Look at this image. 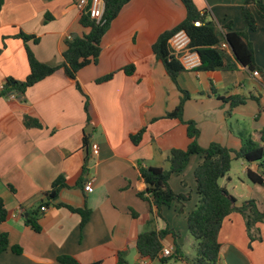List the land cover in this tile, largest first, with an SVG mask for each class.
I'll use <instances>...</instances> for the list:
<instances>
[{
    "label": "crops",
    "instance_id": "1",
    "mask_svg": "<svg viewBox=\"0 0 264 264\" xmlns=\"http://www.w3.org/2000/svg\"><path fill=\"white\" fill-rule=\"evenodd\" d=\"M79 1L2 0L0 90L8 79L25 81L29 76L27 45L40 62L52 67L63 63L67 41L89 32L80 24ZM193 1L218 28L231 23L226 32L246 31L241 14L245 0ZM186 16L180 0H131L105 35L99 62L82 69L75 81L59 70L24 96L11 93L0 98V197L8 212L0 234L8 235L10 245L0 254V264H60L58 258L65 255L82 264H118L117 254L124 250L128 264H157L140 260L137 238L165 227L179 236L182 255L177 264H191L195 257L184 252L180 235L189 242L187 216L198 201L194 173L203 158L192 156L187 169L172 176L173 191L190 194L191 200L182 207L164 208L165 221L153 218L147 203L137 196L147 187L140 178L141 167L168 169L170 152L190 144L186 126L178 119L164 118L179 105L182 93L153 52L158 38ZM257 23L249 39L260 78L241 66L234 71H185L179 77V87L190 95L184 119L197 123L203 148L216 142L240 150L243 136L264 147V20L257 16ZM21 34L34 36L39 43L26 44ZM128 66L135 67L134 74L124 72ZM111 73V81L96 83ZM85 95L90 99V124ZM233 96L258 100L231 109L221 98ZM25 117L37 120L41 127L27 128ZM144 127L141 143L135 146L130 136ZM243 168L246 175L249 169L262 173L258 163ZM59 177L66 179L67 188L45 212L40 210L42 231L37 233L25 220L39 209ZM226 178L232 183L231 177ZM90 180L93 192L87 193L84 187ZM221 186L238 207L256 201L264 211V189L257 184L250 187L242 182L246 196L232 195ZM58 204L90 209L88 224L81 228L80 215ZM219 240V264H264V224L258 223L249 234L244 217L233 212L225 219ZM163 246L174 250V238L167 237ZM13 247H20L22 253L15 254Z\"/></svg>",
    "mask_w": 264,
    "mask_h": 264
},
{
    "label": "trees",
    "instance_id": "2",
    "mask_svg": "<svg viewBox=\"0 0 264 264\" xmlns=\"http://www.w3.org/2000/svg\"><path fill=\"white\" fill-rule=\"evenodd\" d=\"M186 8L187 16L185 20L174 29L163 33L153 45V52L156 60L160 62L170 77L182 93L179 105L173 112L168 113L164 118L178 119L187 128V136L190 144L187 149H174L170 152L167 159L169 168L162 167H141L140 178L146 184V190L137 194L148 205L149 212L153 218L165 221L163 209L171 207L174 204L182 205L191 200L190 194H177L170 185V180L174 175L182 174L187 167L192 156L198 155L203 158L202 163L196 168L194 178L196 182V192L198 196L197 204L192 212L187 216L188 233L195 241L196 256L191 260V264H219L222 244L219 235L225 219L233 212H239L243 215L247 230L251 234L252 229L260 222L264 221V211H260L256 201H249L241 206L236 205V199L231 196L225 188L220 185V180L225 178L232 169L234 160H242L246 163H258L262 170L261 174L248 170V179L253 183L264 187V147L255 142L251 137H242V147L240 150L229 149L219 143H211L207 148L199 145L201 131L197 123L193 120L184 119V110L186 103L190 100L187 91L179 87V77L185 72L182 65L170 57L168 41L179 30H185L190 36L191 47L198 50L202 60L199 72L211 71H234L239 66L246 68L250 72L259 70L255 61V52L253 44L249 39V32H254L258 28L257 16L264 20V0H245L242 9V19L246 25V31L226 32L225 28L231 29L229 23L225 28L220 29L208 17L201 13L194 4L193 0H181ZM105 10L102 21L98 22L91 19L88 14L82 13L80 24L89 32L83 37L71 38L66 43V50L63 53V63L60 66L52 67L40 62L32 49L27 45L26 52L30 68L29 76L25 81H16L8 79L0 90V98L7 97L11 93L25 95L26 91L53 75L59 70H64L65 74L71 80H76L78 73L85 67L97 64L102 52V42L109 31L112 23L118 17L121 10L131 0H104ZM2 0H0V8ZM200 22L201 26L196 27L195 23ZM225 31V32H224ZM21 38L26 44L33 41L39 43V39L34 36L21 34ZM227 43L229 50H222L221 45ZM127 75L135 73L134 66L124 68ZM114 73L102 77L96 81L97 84H103L111 81ZM82 91V88L78 86ZM249 99L258 100L257 97L233 96L221 98L224 102L230 104L231 109L245 105ZM84 109L88 116V123H91L89 114L90 99L85 95ZM24 125L27 128L41 127V124L31 118H24ZM147 128L144 127L138 133L130 136L135 146L141 143L143 135ZM84 145L88 148L89 139L85 135ZM88 163V159L87 162ZM86 167L84 171L86 172ZM67 188L66 179L59 177L52 184L51 190L45 195L38 210L30 213L26 218V224L35 232L42 231L40 225V210L43 206L48 207L58 200L63 189ZM58 208H66L69 211L80 215L81 228H84L90 218L92 211L85 208H74L66 204H58ZM182 211V208L179 212ZM134 218L138 215L132 212ZM8 212L3 198L0 197V224L7 221ZM172 236L174 238V252L169 257L162 255L164 240ZM178 235L168 227L161 230H150L140 234L137 238V253L140 260L149 262H159L168 264L170 259L182 255V247L177 242ZM9 237L7 234H0V254L8 250ZM15 254H21L20 247H13ZM127 250L117 254L118 264H128L126 260ZM60 264H82L77 258L72 256H60ZM99 264V263H94Z\"/></svg>",
    "mask_w": 264,
    "mask_h": 264
},
{
    "label": "built area",
    "instance_id": "3",
    "mask_svg": "<svg viewBox=\"0 0 264 264\" xmlns=\"http://www.w3.org/2000/svg\"><path fill=\"white\" fill-rule=\"evenodd\" d=\"M78 8L82 13L88 14L91 19L98 22L102 21L105 10L104 0H80L78 2ZM196 27H200L201 23L196 22ZM192 41L190 36L185 30H179L168 41L170 57L177 60L185 71H198L202 65V60L197 49L191 47ZM222 50H229L227 43L221 45ZM255 78H260L259 71L253 72ZM87 193L93 192V181L90 180L84 187ZM46 207H42L41 211L45 212ZM173 249H164L162 255L169 257L173 254Z\"/></svg>",
    "mask_w": 264,
    "mask_h": 264
},
{
    "label": "rangeland",
    "instance_id": "4",
    "mask_svg": "<svg viewBox=\"0 0 264 264\" xmlns=\"http://www.w3.org/2000/svg\"><path fill=\"white\" fill-rule=\"evenodd\" d=\"M181 5L184 6L182 1H181ZM256 164L257 163L249 164V163H246L242 160H234L232 162V169L229 172V174L226 176V177L232 178V183H230L228 181L226 182L227 178L225 177V178L221 179V181H220L221 185L226 186L232 195L237 194L239 196H246L248 190L246 187L242 186V182L248 183V185L250 187L254 186V184L248 179V176L245 174V170H244L243 166L244 165L245 166L246 165L252 166V165H256ZM257 186H258V189H260L261 191L264 189V187H262L260 185H257ZM236 213H239V212H236ZM239 214L243 217V215L241 213H239ZM260 224H264V221L260 222ZM187 238L189 239V242L185 241V239H183V237H181V235H180V240L182 239V241L184 242V246H185L184 252L188 256L195 257L196 256L195 241L189 234H187ZM177 262H179L177 260V258H172V259H170L168 264H177ZM157 264H160V263L157 262Z\"/></svg>",
    "mask_w": 264,
    "mask_h": 264
},
{
    "label": "water",
    "instance_id": "5",
    "mask_svg": "<svg viewBox=\"0 0 264 264\" xmlns=\"http://www.w3.org/2000/svg\"><path fill=\"white\" fill-rule=\"evenodd\" d=\"M12 95H13V94H12ZM92 128H93L92 125H90V126L88 127V129H87V132H88V133H91ZM27 216H28V215H26V217H27Z\"/></svg>",
    "mask_w": 264,
    "mask_h": 264
}]
</instances>
